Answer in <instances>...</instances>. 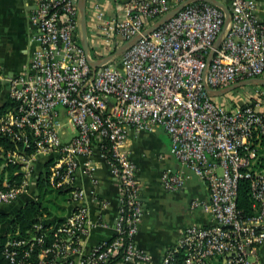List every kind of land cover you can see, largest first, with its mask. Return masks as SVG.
<instances>
[{
    "label": "built area",
    "instance_id": "obj_1",
    "mask_svg": "<svg viewBox=\"0 0 264 264\" xmlns=\"http://www.w3.org/2000/svg\"><path fill=\"white\" fill-rule=\"evenodd\" d=\"M111 1L85 5L91 59L114 52L182 0ZM221 1L231 23L218 46L225 11L208 0H186L155 29L94 67L78 38V0H27L34 26L30 56L16 73L0 74L7 94L0 134L15 143L4 162L19 163L24 174L13 184L4 179L0 209L10 212L3 207L20 196L35 198L41 176L45 187L65 198L54 199L57 209L37 215L23 232L0 223V264L151 261L136 242L145 206L127 141L158 125L170 136L172 154L189 169L164 168L163 186L177 190L191 174L200 177L207 196L192 197L189 208L209 217L183 227L160 264H264V88L245 83L211 95L204 87V81L221 88L264 75V3ZM97 157L110 166L119 189L112 222L89 215L88 200L99 210L109 204L99 192ZM81 173L94 186L90 192L78 181ZM240 178L249 180L250 214L237 205ZM96 224L111 232L87 246Z\"/></svg>",
    "mask_w": 264,
    "mask_h": 264
},
{
    "label": "crops",
    "instance_id": "obj_2",
    "mask_svg": "<svg viewBox=\"0 0 264 264\" xmlns=\"http://www.w3.org/2000/svg\"><path fill=\"white\" fill-rule=\"evenodd\" d=\"M102 1L109 3V0ZM258 2L263 4L264 0ZM30 13L31 7L27 0H0V74L3 76L16 73L30 56L32 47L30 37L34 30ZM260 14L264 19L262 10ZM9 50L12 51V55H8ZM260 108L264 111V102ZM163 131L166 132V136H162ZM169 137L164 127L158 125L154 130L141 131L128 138L130 156L137 165L142 181L141 198L145 206L136 242L139 247L150 253L151 261H125L117 264H160L165 248L177 241L183 227L192 222H207L209 219L208 214L201 208H189L190 216L185 222L180 216L176 221L173 219L180 198L183 196L188 200L192 197L204 198L207 196V187L205 182L194 174H191L177 190H169L163 186L161 171L164 168L189 171L170 151ZM95 174L99 182V192L109 204L107 208L99 210L93 200H88L89 215L94 221L105 219L112 222L118 207V186L110 166L99 157ZM78 178L88 192L93 189L88 175L81 173ZM4 207L15 210L18 205L14 207L12 201ZM110 232L109 226L94 225L86 238V245H92L108 236ZM259 255L264 260V244L259 249Z\"/></svg>",
    "mask_w": 264,
    "mask_h": 264
},
{
    "label": "trees",
    "instance_id": "obj_3",
    "mask_svg": "<svg viewBox=\"0 0 264 264\" xmlns=\"http://www.w3.org/2000/svg\"><path fill=\"white\" fill-rule=\"evenodd\" d=\"M1 92H6V87L0 81V94ZM6 97L4 99L0 98V112L7 103ZM0 145L4 147V150L0 152V189H2L6 188V185L3 183L5 178H7V181L10 184H13L15 181H19L22 178L24 171L20 169L19 163L17 162H4L6 151L14 147L15 143L12 142L6 135L0 134ZM45 186L46 180L43 176H41L39 180H37V196L35 198L27 197L13 213L0 210V223L8 221V228H15L19 226L20 230L23 232L37 215H40L43 211H50L51 208L48 202L51 201L56 204L54 199H56L57 196L54 194V196L47 198V194L49 192L52 193V190H49ZM249 189V180L247 178H240L238 183L237 205L246 214L252 213ZM46 198L50 201L46 202Z\"/></svg>",
    "mask_w": 264,
    "mask_h": 264
},
{
    "label": "water",
    "instance_id": "obj_4",
    "mask_svg": "<svg viewBox=\"0 0 264 264\" xmlns=\"http://www.w3.org/2000/svg\"><path fill=\"white\" fill-rule=\"evenodd\" d=\"M185 1L186 0H182L181 2H179L178 4L173 6L171 9H169L167 12H165L162 16H160L152 25L145 27L142 30V32L136 33L135 35H133L130 38H128L127 40H125L120 46H118L115 49L114 52L107 54L105 56H102L100 58H97V59H91L89 57V46H88V37H87V20H86V10H85L86 0H78V10H79V15H80V26H79V31H78V38H79L80 44L82 45V47L84 49V52L86 54L88 61L90 62L91 65H93L94 67H97V66L101 65L102 63L108 61L115 54L121 53L123 50H125L127 47H129L134 41H136L138 38H140L142 36V34L149 33L150 31L155 29L158 25H160L162 22H164L167 18H169L171 15H173L179 8L182 7V5L184 4ZM208 1L220 6L225 11V14H226V20H227L226 29L215 40L214 47H216L219 45L222 38L226 35V33L230 27L231 13H230L228 6L224 2H222L221 0H208ZM212 52H213V48L209 51V54H211ZM253 82H258V83L264 84V75L242 78V79L236 80V81H234V82H232L226 86H223L221 88H214V87L208 85L204 81V87L207 90V92L211 95H221L230 89L238 87L241 84L253 83Z\"/></svg>",
    "mask_w": 264,
    "mask_h": 264
},
{
    "label": "rangeland",
    "instance_id": "obj_5",
    "mask_svg": "<svg viewBox=\"0 0 264 264\" xmlns=\"http://www.w3.org/2000/svg\"><path fill=\"white\" fill-rule=\"evenodd\" d=\"M89 1L90 0H86V3H89ZM114 2H115L114 0L111 1V3H114ZM88 16H89V14L87 13V19H88ZM89 33L91 34V32H89ZM90 42L92 43V39L91 38H90ZM91 53H92V55H95L96 54L92 46H91ZM12 54H13L12 51L9 50L8 51V55H12ZM262 86L264 88V85H262ZM5 97H6V92H1L0 98L1 99H4ZM67 128H68L69 133L74 132V126H73V123L71 121H68L67 122ZM162 136H166V132L165 131L162 132ZM54 194L60 200H63L65 198V194L64 193H62V192H55V191L52 192V193L49 192L47 194V198L48 197H51V196H54ZM47 198H46V202L47 201H50V200H47ZM23 201H24V197L23 196L17 197L16 199L13 200L14 207L16 205L20 206L23 203ZM48 204H49V206L51 208L57 209L56 208V204L54 202H51L50 201V202H48ZM177 206H178V208H176V210L174 211L173 219H174V221H176L178 219V216H180V218H182V221L185 222L186 219L190 216V212H189L190 209H189V200H188V198H185L184 196L182 198H180L179 202L177 203ZM0 208H2V207H0ZM8 208L3 207V209H8ZM11 209H13L12 206H11ZM11 209H10V213H11ZM16 209H15V211H16ZM59 210H62V209H59ZM5 225H6V222H2L1 223V227L5 226Z\"/></svg>",
    "mask_w": 264,
    "mask_h": 264
}]
</instances>
